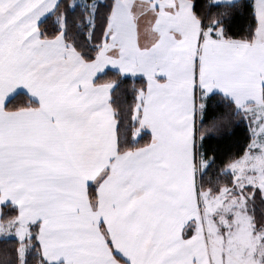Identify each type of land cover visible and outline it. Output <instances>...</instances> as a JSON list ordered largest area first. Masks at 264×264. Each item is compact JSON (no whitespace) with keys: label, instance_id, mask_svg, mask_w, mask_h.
Returning <instances> with one entry per match:
<instances>
[{"label":"snow or ice","instance_id":"6c2138e0","mask_svg":"<svg viewBox=\"0 0 264 264\" xmlns=\"http://www.w3.org/2000/svg\"><path fill=\"white\" fill-rule=\"evenodd\" d=\"M0 264H264V0H0Z\"/></svg>","mask_w":264,"mask_h":264}]
</instances>
